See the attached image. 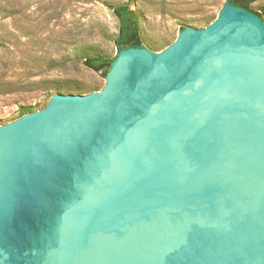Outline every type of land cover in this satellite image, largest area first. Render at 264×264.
Here are the masks:
<instances>
[{
	"label": "water",
	"instance_id": "95a60500",
	"mask_svg": "<svg viewBox=\"0 0 264 264\" xmlns=\"http://www.w3.org/2000/svg\"><path fill=\"white\" fill-rule=\"evenodd\" d=\"M106 76L0 127V264H264V22L226 0Z\"/></svg>",
	"mask_w": 264,
	"mask_h": 264
},
{
	"label": "rangeland",
	"instance_id": "374dc122",
	"mask_svg": "<svg viewBox=\"0 0 264 264\" xmlns=\"http://www.w3.org/2000/svg\"><path fill=\"white\" fill-rule=\"evenodd\" d=\"M121 3L136 12L144 48L163 53L183 29L217 18L226 0H0V127L41 110L60 92L106 86L107 76L83 60L119 55L112 7ZM251 7L264 19V0Z\"/></svg>",
	"mask_w": 264,
	"mask_h": 264
},
{
	"label": "trees",
	"instance_id": "16d2710c",
	"mask_svg": "<svg viewBox=\"0 0 264 264\" xmlns=\"http://www.w3.org/2000/svg\"><path fill=\"white\" fill-rule=\"evenodd\" d=\"M255 1L257 0H230V3L234 6L245 8L263 19V16L257 10L251 7V4ZM112 9L114 15L118 19V32L114 38V44L117 50L120 52L121 50H125L128 48L144 47V38L141 31L139 18L136 12L127 3L115 5L112 7ZM215 18L216 17L210 18L207 25ZM114 60L115 58H112L108 55L94 54L85 56L83 63L89 69L95 72H100L106 76ZM83 89L84 91H78L77 93H88L98 90L97 87L89 86H86ZM29 109L31 108H23L21 111V115L29 112Z\"/></svg>",
	"mask_w": 264,
	"mask_h": 264
}]
</instances>
